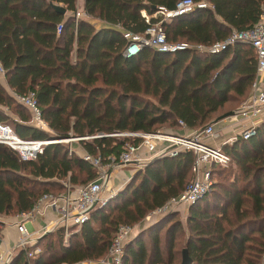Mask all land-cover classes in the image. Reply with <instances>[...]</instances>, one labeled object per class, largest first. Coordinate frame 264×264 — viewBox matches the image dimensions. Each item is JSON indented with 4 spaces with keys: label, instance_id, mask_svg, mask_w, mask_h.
Here are the masks:
<instances>
[{
    "label": "trees",
    "instance_id": "trees-1",
    "mask_svg": "<svg viewBox=\"0 0 264 264\" xmlns=\"http://www.w3.org/2000/svg\"><path fill=\"white\" fill-rule=\"evenodd\" d=\"M176 1L81 0L80 10L88 18L75 19L77 0H0V64L6 85L0 83V124L21 139L101 135L79 142L107 161L117 159L123 144L139 142L112 134L155 132L165 125L175 130L178 121L200 130L233 111L255 75L249 45L236 42L214 54L144 48L123 55L121 30L141 33L147 26L141 12L170 9ZM205 1L211 8L194 9L165 25L168 41L208 45L223 40L231 29L251 27L264 6V0ZM92 21L103 25L95 28ZM9 91L31 92L50 132L30 125L29 112ZM222 150L229 163L211 166V185L187 208L184 225L177 212L154 219L125 243L121 264H179L182 248L191 264H262L264 120L248 138ZM149 161L95 206L79 228H72L66 242L61 229L47 232L34 243L44 242L37 254L27 257L18 250L7 264H81L103 257L118 225L140 224L192 178L189 151ZM80 172L86 180L75 181L74 173ZM94 176L93 168L77 154L68 155L61 143L44 146L33 160H21L0 144V215L29 211L42 194L61 195L64 180L73 188Z\"/></svg>",
    "mask_w": 264,
    "mask_h": 264
},
{
    "label": "built area",
    "instance_id": "built-area-1",
    "mask_svg": "<svg viewBox=\"0 0 264 264\" xmlns=\"http://www.w3.org/2000/svg\"><path fill=\"white\" fill-rule=\"evenodd\" d=\"M211 8L205 0H177L174 6L167 9L157 6L154 12L146 15L141 12L147 23L141 33H132L121 30L122 37L126 41L123 50L124 56L137 54L140 50L148 48L162 53H174L184 49L214 54L220 52L236 42L249 45L254 52L255 75L250 84L248 94L233 110V114L225 118V125L217 128L211 123L200 130L188 129L181 121L177 122V129L158 130L155 132H121L112 134L116 137H127L139 139L138 143L127 142L123 144L117 159L107 157L103 161L99 154H90L83 150L78 155L84 162L94 170V178L86 184L78 185L69 189L67 183L63 182L65 191L59 195L42 194L33 204L29 211L14 215L13 226L18 233L15 244L0 252V264H5L18 250H25L27 257L38 253L39 249L33 246L36 241V234L41 236L48 231L61 229L63 242H66L71 229L79 228L89 217V213L95 206L103 204L107 198L112 197L118 189L107 187L111 173L121 165H129L134 171L143 169L145 164L154 157L174 156L182 151H189L193 154L192 178L186 186L175 196H170L161 205L150 210L143 220H151L168 212H177L185 217L187 208L206 193L211 185V166L227 165L230 157L222 150V146L232 144L236 139H246L253 134L255 127L264 120V6L257 21L244 30L231 29L223 40L214 41L208 45L189 42H170L166 38L165 25L169 24L176 16L187 14L194 9ZM75 19L88 18L82 10L76 8ZM152 18L155 21L149 22ZM60 25L56 27V33ZM4 70L0 64V77H3ZM12 98L22 105L30 115L29 124L44 132H50L46 123L40 115L33 94L27 93L18 95L9 91ZM221 128H227V135H224ZM96 135L93 137H99ZM77 137L72 140L60 139L56 143H68L67 154L73 153L71 141L89 140L93 138ZM53 139V138H50ZM47 140L21 139L6 124H0V144L15 151L21 160H33L42 153L44 146L50 144ZM110 171L107 173V171ZM129 180H124L123 184ZM104 189L108 190L107 196H102ZM51 208L55 219L49 222L41 232L29 230L28 224L34 220L42 208ZM142 220V221H143ZM141 221V222H142ZM150 221V223H151ZM2 220L0 219V228ZM139 223L134 225H118L111 242L103 257L95 261H88L87 264H121V257L125 243L137 232Z\"/></svg>",
    "mask_w": 264,
    "mask_h": 264
},
{
    "label": "crops",
    "instance_id": "crops-1",
    "mask_svg": "<svg viewBox=\"0 0 264 264\" xmlns=\"http://www.w3.org/2000/svg\"><path fill=\"white\" fill-rule=\"evenodd\" d=\"M77 3L81 6V0H77ZM80 10V7H77ZM99 27V26H98ZM260 82L264 83V78L260 77ZM0 83L6 88L5 82L2 77H0ZM225 119L215 123V127L220 128L225 125ZM221 131L224 135H227V128H221ZM116 170V178L113 179L111 185L113 187L122 185L124 180L131 176V173L134 172V169L129 165H121ZM114 170V171H115ZM117 189V188H115ZM55 219V214L51 208H42L39 213H37L32 222H29V230H34L41 232L46 226H48L49 222ZM141 224V223H140ZM141 225H139V228ZM18 233L15 230V227L12 225H8L6 227L0 228V252L6 248H11L14 246L15 241L17 239ZM36 238L39 235H35Z\"/></svg>",
    "mask_w": 264,
    "mask_h": 264
},
{
    "label": "rangeland",
    "instance_id": "rangeland-1",
    "mask_svg": "<svg viewBox=\"0 0 264 264\" xmlns=\"http://www.w3.org/2000/svg\"><path fill=\"white\" fill-rule=\"evenodd\" d=\"M77 7H81L80 6V4H78L77 3V5H76ZM93 22V25H94V27L95 28H97L98 26H100V25H103L102 23H100V22H96V21H92ZM162 128L164 129V130H171V128L170 127H168V126H162ZM51 134V133H50ZM66 139H68V138H66ZM60 139H50V140H48L49 142H50V144H52V143H56L57 141H59ZM63 146H65L66 148L68 147V143H64V142H62L61 143ZM71 148L74 150L73 151V153L72 154H77V155H79L80 153H81V151H82V147H81V143L79 142V141H71ZM75 174V177H76V180L75 181H82V180H86L85 179V173L84 172H80V173H74ZM116 170L115 171H113L112 173H111V176H110V180L107 182V187H111V188H117L118 190L121 188V187H123V185H125V183L124 184H122V185H118V186H115V187H113L112 185H111V183H112V181H113V179L114 178H116L117 176H116ZM132 174V173H131ZM64 182L65 183H67L66 182V180H64ZM67 186H68V188L69 189H72V187L69 185V182H68V184H67ZM78 186V185H77ZM116 190V189H115ZM117 192V191H116ZM108 193H109V191L106 189H104V191H103V195L102 196H107L108 195ZM111 198V197H110ZM185 217H183V214H181V215H179L178 217H176V219H178V220H180V222L184 225V219ZM0 219L2 220V224H1V229H2V227L4 228V227H6V226H10V225H12L13 224V222H14V215H12V214H10V215H7V216H4V215H0ZM150 221L151 220H143L142 222H141V227L139 228V229H137V231H139L140 229H144V227H146L149 223H150ZM29 225L30 224H28V229H29ZM183 227H185V226H183ZM74 229H76V228H74ZM74 231V230H73ZM48 232H50V231H48ZM47 233V232H46ZM45 234V233H44ZM44 234H42V235H44ZM41 235V236H42ZM41 236H39L38 238H40ZM38 238H36V239H38ZM181 242H182V239L180 240V242H179V244L177 245V247L178 248H180L181 247ZM43 241H40L39 242V244H38V246H36L38 249H41L42 248V245H43ZM181 244V245H180ZM34 246V245H33ZM81 264H87L86 262H82ZM262 264H264V257H263V259H262Z\"/></svg>",
    "mask_w": 264,
    "mask_h": 264
},
{
    "label": "water",
    "instance_id": "water-1",
    "mask_svg": "<svg viewBox=\"0 0 264 264\" xmlns=\"http://www.w3.org/2000/svg\"><path fill=\"white\" fill-rule=\"evenodd\" d=\"M54 10L57 12V13H59V14H64V9L63 8H61V7H59V6H55L54 7ZM128 56V55H127ZM233 114V111L231 110V111H227V112H225V113H222V114H220L219 116H217L213 121H212V123L213 124H215V123H217V122H219V121H221V120H223V119H225L226 117H228V116H230V115H232ZM73 138H77V137H69L68 139L69 140H72ZM53 139H55V138H53ZM166 156V155H165ZM154 158H156V157H154ZM150 161H148L145 165H147L148 163H149ZM136 171H138V169L137 170H135L134 172H136ZM110 171L108 170L107 171V173H109ZM133 172V173H134ZM132 175V174H131ZM131 177V176H130ZM129 177V178H130ZM118 191V190H117ZM107 199H109V198H107ZM106 199V200H107ZM8 263V261L5 263V264H7ZM76 264H80V263H76ZM179 264H191V259H190V257L188 256V254H187V251H186V249L185 248H182L181 249V252H180V262H179Z\"/></svg>",
    "mask_w": 264,
    "mask_h": 264
}]
</instances>
